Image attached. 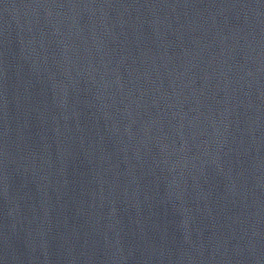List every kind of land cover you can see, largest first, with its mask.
I'll list each match as a JSON object with an SVG mask.
<instances>
[{
  "label": "water",
  "instance_id": "1",
  "mask_svg": "<svg viewBox=\"0 0 264 264\" xmlns=\"http://www.w3.org/2000/svg\"><path fill=\"white\" fill-rule=\"evenodd\" d=\"M0 264H264V0H0Z\"/></svg>",
  "mask_w": 264,
  "mask_h": 264
}]
</instances>
